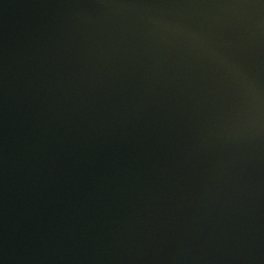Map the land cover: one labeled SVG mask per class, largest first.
<instances>
[{
	"label": "water",
	"instance_id": "95a60500",
	"mask_svg": "<svg viewBox=\"0 0 264 264\" xmlns=\"http://www.w3.org/2000/svg\"><path fill=\"white\" fill-rule=\"evenodd\" d=\"M0 148L66 264H264V0H0Z\"/></svg>",
	"mask_w": 264,
	"mask_h": 264
}]
</instances>
